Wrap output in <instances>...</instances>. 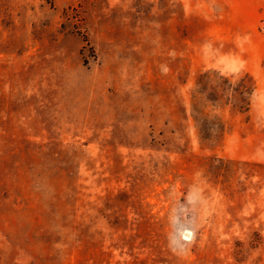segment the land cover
Listing matches in <instances>:
<instances>
[{"label": "rangeland", "instance_id": "rangeland-1", "mask_svg": "<svg viewBox=\"0 0 264 264\" xmlns=\"http://www.w3.org/2000/svg\"><path fill=\"white\" fill-rule=\"evenodd\" d=\"M0 264H264V0H0Z\"/></svg>", "mask_w": 264, "mask_h": 264}, {"label": "trees", "instance_id": "trees-1", "mask_svg": "<svg viewBox=\"0 0 264 264\" xmlns=\"http://www.w3.org/2000/svg\"><path fill=\"white\" fill-rule=\"evenodd\" d=\"M204 76H206V74H202L201 76H199V79H202ZM231 91L232 92L229 94V96H226V100L233 105V99H235L237 101L235 106L237 107L238 112H247L249 108L250 96L253 91V86L250 85V87L245 89L232 87ZM200 92V90H197L196 94H200ZM212 93H214V90H210L208 93H206L207 101H211L210 98L212 97ZM223 94L224 91L220 92L219 97H222ZM199 103L200 102L197 101L193 105V110L196 113V115L194 116V120L197 123L202 139L205 140L209 144V146H214L221 140L222 134L224 132L223 123L218 118H214L213 120H211L205 112L200 110L199 107H196V104L199 105Z\"/></svg>", "mask_w": 264, "mask_h": 264}]
</instances>
